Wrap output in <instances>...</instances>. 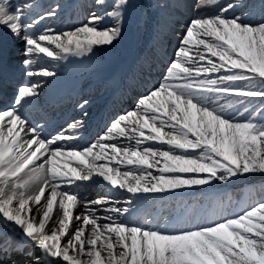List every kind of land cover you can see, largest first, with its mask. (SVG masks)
Instances as JSON below:
<instances>
[{"label":"snow or ice","instance_id":"1","mask_svg":"<svg viewBox=\"0 0 264 264\" xmlns=\"http://www.w3.org/2000/svg\"><path fill=\"white\" fill-rule=\"evenodd\" d=\"M77 8L0 0V261L264 264V0Z\"/></svg>","mask_w":264,"mask_h":264},{"label":"rangeland","instance_id":"2","mask_svg":"<svg viewBox=\"0 0 264 264\" xmlns=\"http://www.w3.org/2000/svg\"><path fill=\"white\" fill-rule=\"evenodd\" d=\"M13 2H15V0H13ZM40 2L43 5H47L48 3L51 2V0H40ZM61 2L66 4V9H65V13H64V16H63L62 20L59 21V22H57V25H56L57 27H63L65 25H68L67 23L70 20L72 21L71 23H73V22H75L79 18L80 10L77 8V5L80 4L81 2H83V0H61ZM188 2H191V3L194 4L195 3V0H188ZM222 2H223V0H222ZM71 10L74 13H71ZM208 11H211V9H209ZM194 15H195V10L189 11V12L184 13L183 18L184 19H188V18H190V17H192ZM171 43H172L173 46L177 43V41H176V39L174 37H173ZM171 50L172 49L170 48V51ZM130 51H131L130 48L125 49V53H122V54H120L118 56V57H120L118 63L122 62L123 59H124L125 54L128 53V52H130ZM91 98L93 100V106L91 108L92 116H91V119L88 122V128H87V130L84 133L85 136H88V134L90 133V131L93 130V131H91L93 135L89 138L90 140L94 138V136L97 134V132L104 126V124L106 123V121L109 119L108 118V116H109L108 115L109 114L108 104L111 101V99L113 98V95H112V93L110 91H105L103 89H97V90H95L93 92ZM116 102H117L118 105H120L119 104V101L116 100ZM0 106L2 107V104H0ZM123 106L124 107H129V106H131V102L128 101ZM103 108H105V110H103ZM116 108H117V106L115 104V106H114L113 109H116ZM70 111L71 110L68 109V108H62L61 109L62 114L60 115V117L59 118H56V119H53V120H55V121H57L59 123H62L63 120L68 115V113H70ZM95 118H97L96 119V121H97L96 126L93 125V123L95 121ZM90 125H92V126H90ZM97 190H100V189H98V188H90L86 192H84L83 194L86 193V196L89 199H93L97 195L102 194L101 190L98 193H96ZM54 212H55V208H54ZM69 227H70V230H71V227H72L71 223H70V226ZM89 228H90V226H89ZM88 234H89V230L86 229L85 236L87 237ZM61 239L63 241L64 238L62 237ZM69 254L70 255H73L74 254L71 249L69 250Z\"/></svg>","mask_w":264,"mask_h":264},{"label":"bare ground","instance_id":"3","mask_svg":"<svg viewBox=\"0 0 264 264\" xmlns=\"http://www.w3.org/2000/svg\"><path fill=\"white\" fill-rule=\"evenodd\" d=\"M67 24H71V22H68ZM119 59H120V57H116L115 59H112V60H110L109 62L110 63H118L119 62ZM59 111V109L58 110H56L55 111V113H57ZM69 115H75V113L74 112H70V114ZM52 117H54V115L52 116ZM93 134H92V132L88 135V136H85L86 137V139H88V140H90L89 138L92 136ZM95 137V136H94ZM94 139V138H93ZM99 192V190H97L96 191V193H98ZM83 195H86V193L85 194H83ZM55 217L53 216V219H54ZM46 227H47V225H46Z\"/></svg>","mask_w":264,"mask_h":264},{"label":"trees","instance_id":"4","mask_svg":"<svg viewBox=\"0 0 264 264\" xmlns=\"http://www.w3.org/2000/svg\"><path fill=\"white\" fill-rule=\"evenodd\" d=\"M255 183H264V181L257 180V181H255Z\"/></svg>","mask_w":264,"mask_h":264}]
</instances>
